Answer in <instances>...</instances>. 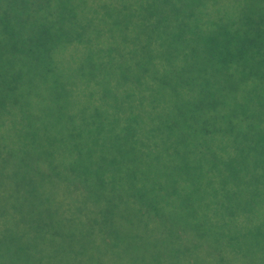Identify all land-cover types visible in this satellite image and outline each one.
Listing matches in <instances>:
<instances>
[{"label": "trees", "instance_id": "16d2710c", "mask_svg": "<svg viewBox=\"0 0 264 264\" xmlns=\"http://www.w3.org/2000/svg\"><path fill=\"white\" fill-rule=\"evenodd\" d=\"M143 1L96 32L62 18L41 59H191L194 72L95 66L80 96L54 59L43 74L0 63V264H264V0L221 21L203 0ZM131 12L174 26L123 27ZM38 80L49 90L30 91Z\"/></svg>", "mask_w": 264, "mask_h": 264}, {"label": "rangeland", "instance_id": "374dc122", "mask_svg": "<svg viewBox=\"0 0 264 264\" xmlns=\"http://www.w3.org/2000/svg\"><path fill=\"white\" fill-rule=\"evenodd\" d=\"M237 1L203 0L205 6L201 8L205 10L204 13H214L216 10L215 14L218 13L220 21L225 20L228 16L229 20L235 18L237 11H255L258 9L256 2L259 0H240L239 6L236 5ZM165 2L167 5L171 0ZM128 3V0H0V63L7 61V64H15L23 70L34 67L29 71L31 74H43L45 73L43 72L44 65L49 66L50 63L48 62L54 59L57 67L54 71L56 75L65 76L66 79L69 77L78 78L72 84L71 89L80 96H90L96 92L89 89L88 84L91 80H85L90 77L89 73L95 66L105 65L102 66L105 68L102 70L103 75L110 77V79H117L126 75H131L132 78H139L138 76L159 77L173 71L176 75H187L194 72L196 65L191 59H93L83 56H77L76 59L72 57L60 59L50 53L46 55V59H41L40 50L45 47L42 43L45 42L46 38H49V42H54L57 46L58 41L62 43V18L67 19L70 16L74 27L81 26L89 29V32H91L90 30L96 32L111 26L113 24L111 22L117 16L122 17L123 14H126L127 9L125 10L124 7ZM145 3H154L157 7L164 1L145 0L143 4ZM64 6H67L69 10L65 12ZM95 10L99 12H95ZM80 12H85L84 18L78 16ZM142 12L149 14L145 10ZM131 13L128 17H124L128 22L123 24V27L149 30L174 26L171 24L172 22L170 23L165 19L158 20V18H154L155 16L145 20V23L143 21H130L138 12ZM20 49L28 51V55L18 56ZM57 52L58 50L55 51V53ZM20 59L26 60L21 61ZM23 76L26 77L27 75ZM4 89L5 86L0 84V95ZM139 89L150 93L146 87L141 86ZM45 90L49 89L41 84V80H38L36 85L34 82L30 88V91L37 92ZM109 100L104 105L108 109H113L114 103L111 99ZM60 207L65 209L64 205ZM213 254L218 255L217 253ZM232 264H237V262H232Z\"/></svg>", "mask_w": 264, "mask_h": 264}]
</instances>
